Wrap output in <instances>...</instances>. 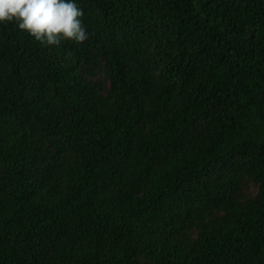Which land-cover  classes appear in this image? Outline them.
I'll return each instance as SVG.
<instances>
[{
  "label": "trees",
  "instance_id": "obj_1",
  "mask_svg": "<svg viewBox=\"0 0 264 264\" xmlns=\"http://www.w3.org/2000/svg\"><path fill=\"white\" fill-rule=\"evenodd\" d=\"M73 2L0 24V264H264V0Z\"/></svg>",
  "mask_w": 264,
  "mask_h": 264
},
{
  "label": "clouds",
  "instance_id": "obj_2",
  "mask_svg": "<svg viewBox=\"0 0 264 264\" xmlns=\"http://www.w3.org/2000/svg\"><path fill=\"white\" fill-rule=\"evenodd\" d=\"M83 16L73 0H0V24L15 23L19 30L46 46L86 41L89 33Z\"/></svg>",
  "mask_w": 264,
  "mask_h": 264
}]
</instances>
